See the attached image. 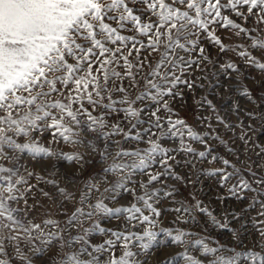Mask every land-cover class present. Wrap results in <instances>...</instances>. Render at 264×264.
I'll return each instance as SVG.
<instances>
[{"label":"snow or ice","instance_id":"6c2138e0","mask_svg":"<svg viewBox=\"0 0 264 264\" xmlns=\"http://www.w3.org/2000/svg\"><path fill=\"white\" fill-rule=\"evenodd\" d=\"M252 69L264 0H0V264H264Z\"/></svg>","mask_w":264,"mask_h":264},{"label":"rangeland","instance_id":"374dc122","mask_svg":"<svg viewBox=\"0 0 264 264\" xmlns=\"http://www.w3.org/2000/svg\"><path fill=\"white\" fill-rule=\"evenodd\" d=\"M221 79L223 80L224 77H221ZM259 81H260V74L257 73L256 70H254V69L250 70L248 72V75H247L248 87L252 89L253 94L264 95V91L261 90ZM241 101H242V103L244 102V99L242 97H241ZM190 103H191V101L189 100V104ZM182 114L188 119L189 123L193 122L194 114L191 111V109H189L187 112H184ZM227 135H232V134L228 133ZM249 135L252 137L253 141L264 144V126L260 125L259 123H255V131L250 132ZM235 147H237V148L242 147V144L238 139L236 140ZM217 151L222 153V154H225V152H226V150L222 146L218 147ZM206 183L211 184V181L209 180ZM205 192L208 194L207 198L211 199V189L206 188ZM201 195H204V193H201ZM223 235L227 236L228 233H224ZM171 251H173L172 247L170 245H166V246H164V251H162V252L157 251L156 257L157 258H163V257L167 256Z\"/></svg>","mask_w":264,"mask_h":264}]
</instances>
